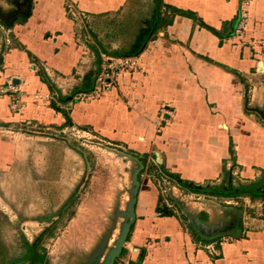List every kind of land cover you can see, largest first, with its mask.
I'll return each mask as SVG.
<instances>
[{
  "label": "crops",
  "instance_id": "crops-1",
  "mask_svg": "<svg viewBox=\"0 0 264 264\" xmlns=\"http://www.w3.org/2000/svg\"><path fill=\"white\" fill-rule=\"evenodd\" d=\"M31 1L13 21L15 45L0 42V81H14L24 104L13 112L14 92L0 98V132L24 123L75 127L139 158L161 155L165 168L186 182L185 192L195 195L175 200V212L166 214L159 188L141 174L123 248L133 264H264V196L206 191L251 185L264 176V101L256 100L252 82L264 73V0H250L242 38L233 33L243 0H157L155 37L133 54L117 50L138 38L123 46L114 36L102 46L81 23L142 13V3ZM69 1L88 18L75 22L67 16ZM133 55L139 68L123 72L99 98H69L99 60V73L104 69V56L120 61ZM37 93L54 100L37 99ZM166 103L173 112L158 130ZM129 162L137 167L134 158Z\"/></svg>",
  "mask_w": 264,
  "mask_h": 264
},
{
  "label": "rangeland",
  "instance_id": "rangeland-1",
  "mask_svg": "<svg viewBox=\"0 0 264 264\" xmlns=\"http://www.w3.org/2000/svg\"><path fill=\"white\" fill-rule=\"evenodd\" d=\"M29 2L0 0L1 43L15 45L13 21L17 13L27 12ZM136 3H142V13L132 10L131 15L81 25L102 46L114 36L123 46L138 38L131 47L117 50L125 54L155 33L157 0ZM66 14L80 21L67 7ZM142 21L147 22L145 27ZM255 77L256 100L264 101V73ZM5 83L15 87L12 80ZM61 127L24 123L0 132V264H32L27 245L39 248L43 264H103L128 220L125 213L136 168L129 156L139 155L98 136Z\"/></svg>",
  "mask_w": 264,
  "mask_h": 264
},
{
  "label": "built area",
  "instance_id": "built-area-1",
  "mask_svg": "<svg viewBox=\"0 0 264 264\" xmlns=\"http://www.w3.org/2000/svg\"><path fill=\"white\" fill-rule=\"evenodd\" d=\"M251 1L250 0H243L240 7L239 12V21L235 27L233 37L235 38H242L248 31V25L250 20V6ZM68 12L71 13V16L74 19L82 20L84 21L86 19V13L85 11L79 10L75 7L73 2H67L66 4ZM105 61L107 62L104 66V69L98 74L94 89L90 92H81L78 93L75 97V101H93L100 97L103 91L108 90L110 86H112L113 79L117 78V75L119 73H123L125 71H136L139 68L138 58L135 57H126L120 62L114 61L111 57L104 56ZM32 69H35V66L32 67ZM20 88L17 87L15 84V87H13L11 84L2 85L0 84V98H4L7 96L9 92H14V96L12 97L11 102V109L14 112H19L21 108L24 106L22 101V96L19 93ZM51 95V94H50ZM50 95H42L40 93H37L35 95V98L37 99H43L46 97L48 100V96ZM51 99H53L51 97ZM54 100V99H53ZM57 105H60L59 102ZM171 105L169 103L163 104L159 109V118L160 121L157 123L158 130H160L164 123H167L169 121V117L172 115ZM75 133L77 134H88L91 133L89 131L80 130L78 128H72ZM166 168L163 166L161 155L159 154H150L149 157L146 159V164L144 165L143 173L144 175L150 177L157 187L160 190L161 196H162V202L164 204V209H166V214H170V212H175V206L174 202L175 200L181 198V197H187L189 196V193H186L185 189L180 183H177L176 181L172 180V178L169 176V174L166 172ZM232 174L235 176L236 173H234L233 169L231 170ZM188 192V191H187ZM191 196H194L195 193L191 192ZM171 210V211H169ZM119 264H133L132 255L131 253L123 254L122 257H120Z\"/></svg>",
  "mask_w": 264,
  "mask_h": 264
},
{
  "label": "trees",
  "instance_id": "trees-1",
  "mask_svg": "<svg viewBox=\"0 0 264 264\" xmlns=\"http://www.w3.org/2000/svg\"><path fill=\"white\" fill-rule=\"evenodd\" d=\"M159 2L162 3V0H159ZM158 27H159V25H156L154 32L157 31ZM141 46H142V44H141ZM141 46L138 48H134L133 51L129 52V54L139 52V50L141 49ZM93 48H95V47L93 46ZM95 49H96V53H97L98 58H100L98 49L97 48H95ZM99 61H98V66L100 68ZM99 68L97 70H93V71L89 72L85 76V78L83 79L82 83L77 85L72 90L69 98L73 99L76 94L81 93V92L92 91L94 89V86H95L97 75L99 74V70H100ZM61 99L66 100L67 97H65V98L61 97ZM140 161L145 165L146 157H140ZM166 172L169 174V176L172 178V180L176 181L177 183H180L181 185H184L185 187H188L186 185V182H184L182 179H180L179 176L169 172L168 170H166ZM142 173H143V170L140 171L139 178H140ZM263 187H264V176L258 182L251 184V185L232 187L231 189L221 188L219 186H216L214 188H209L206 191L211 193L212 195H219V196L223 195V196H230V197L231 196H246V195H248V196H264V192L262 190ZM205 240L209 241L210 238H205ZM27 246L29 249L28 258L30 259V262L32 261V264H38V263L43 264V259H42L41 252H40L39 248L35 247L34 245H27ZM115 264H117V262Z\"/></svg>",
  "mask_w": 264,
  "mask_h": 264
},
{
  "label": "water",
  "instance_id": "water-1",
  "mask_svg": "<svg viewBox=\"0 0 264 264\" xmlns=\"http://www.w3.org/2000/svg\"><path fill=\"white\" fill-rule=\"evenodd\" d=\"M129 157L134 158L138 164L134 170V174H133V186L134 187L131 191V199H130V202H129L128 207H127V212L125 213L128 220L126 222H124V224L122 226L121 234L115 243L116 245L110 251V253L107 256L106 261L103 264H115L118 257H120V255H122L123 248H124L125 242L127 241V237H128L129 231H130V227H131V225L135 219L134 208H135V204L137 202V196H138V192H139V188H140L139 173L141 170L144 169V164L137 157H133V156H129ZM236 237H241V235H238V236L236 235Z\"/></svg>",
  "mask_w": 264,
  "mask_h": 264
}]
</instances>
